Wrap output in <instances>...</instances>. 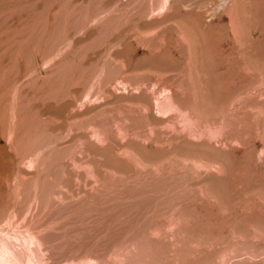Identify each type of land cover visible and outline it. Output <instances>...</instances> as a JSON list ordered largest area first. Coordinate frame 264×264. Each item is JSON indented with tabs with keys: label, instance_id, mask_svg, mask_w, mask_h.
<instances>
[{
	"label": "rangeland",
	"instance_id": "rangeland-1",
	"mask_svg": "<svg viewBox=\"0 0 264 264\" xmlns=\"http://www.w3.org/2000/svg\"><path fill=\"white\" fill-rule=\"evenodd\" d=\"M220 1L41 0L40 192L0 213L27 264H264V0L243 50ZM179 22L203 32L197 70L160 37Z\"/></svg>",
	"mask_w": 264,
	"mask_h": 264
},
{
	"label": "bare ground",
	"instance_id": "bare-ground-1",
	"mask_svg": "<svg viewBox=\"0 0 264 264\" xmlns=\"http://www.w3.org/2000/svg\"><path fill=\"white\" fill-rule=\"evenodd\" d=\"M229 1L221 0L208 10L215 12L228 5ZM249 2L250 0H231L230 13H228L233 33L237 38L236 42L242 50L248 47L247 36L249 37L251 33L247 11ZM42 13L41 0H0V213L16 210L17 204L11 199L15 196L22 199L32 181H34L35 194L40 192L38 173L28 172L22 164L27 163L26 161L38 164L41 160L42 146L37 142L39 133L32 129L33 123L31 124L29 87L32 82L41 81L43 74L45 52ZM174 27L177 31L175 40L174 36L167 39L168 36L164 31L160 34L164 47L179 40L183 50L186 51V63L191 70H197L203 61L201 43L204 36L198 33L202 30L197 32L195 29L198 28L194 29L183 22L174 24ZM248 56L241 57L245 69L252 65ZM252 68L254 69L255 66ZM191 72L193 76L195 73ZM46 121L51 124V131L54 133L58 123L54 114L49 112ZM2 238L0 235V264H27L19 256V251L12 249ZM36 247L34 244L31 251L35 253L39 249ZM37 259L34 261L38 263Z\"/></svg>",
	"mask_w": 264,
	"mask_h": 264
}]
</instances>
